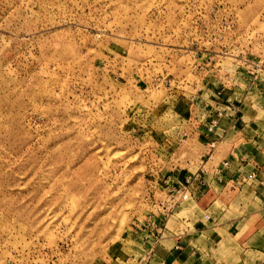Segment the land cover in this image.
I'll use <instances>...</instances> for the list:
<instances>
[{"label":"rangeland","instance_id":"obj_1","mask_svg":"<svg viewBox=\"0 0 264 264\" xmlns=\"http://www.w3.org/2000/svg\"><path fill=\"white\" fill-rule=\"evenodd\" d=\"M263 101L264 0H0V264L155 260L209 121Z\"/></svg>","mask_w":264,"mask_h":264},{"label":"crops","instance_id":"obj_2","mask_svg":"<svg viewBox=\"0 0 264 264\" xmlns=\"http://www.w3.org/2000/svg\"><path fill=\"white\" fill-rule=\"evenodd\" d=\"M242 106L228 107L204 137L207 161L183 177L191 202L167 219L156 259L144 264H264V117ZM252 108L264 110V101ZM223 161L228 166L218 172Z\"/></svg>","mask_w":264,"mask_h":264},{"label":"built area","instance_id":"obj_3","mask_svg":"<svg viewBox=\"0 0 264 264\" xmlns=\"http://www.w3.org/2000/svg\"><path fill=\"white\" fill-rule=\"evenodd\" d=\"M232 109H234L233 107H231ZM226 113V112H225ZM225 113H221V112H219V113H217V115L216 116H213L212 117V120H210L209 121V123H208V126H207V131L209 132V133H211L212 132V134H214V132H215V129L217 128V125H218V121H219V119L222 117V116H224L225 115ZM213 144H214V140H212L211 142H210V145H212L213 146ZM228 166V162L227 161H223V162H221L220 163V166H218V168H217V171L219 172V171H221L222 169H224V168H226ZM175 193V197H173V203L175 204L176 202H178V201H180V200H185V199H187V197H188V195H189V189H188V187H186V185L185 186H183L182 188H181V190L178 188V189H176V191L174 192Z\"/></svg>","mask_w":264,"mask_h":264}]
</instances>
